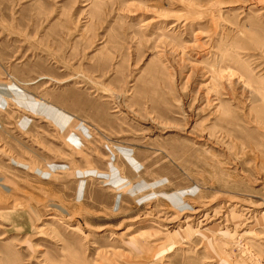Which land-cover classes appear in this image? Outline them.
<instances>
[{"label":"rangeland","instance_id":"obj_1","mask_svg":"<svg viewBox=\"0 0 264 264\" xmlns=\"http://www.w3.org/2000/svg\"><path fill=\"white\" fill-rule=\"evenodd\" d=\"M0 264H264V0H0Z\"/></svg>","mask_w":264,"mask_h":264},{"label":"bare ground","instance_id":"obj_2","mask_svg":"<svg viewBox=\"0 0 264 264\" xmlns=\"http://www.w3.org/2000/svg\"><path fill=\"white\" fill-rule=\"evenodd\" d=\"M33 106V105H32ZM35 107L37 108V106L35 105ZM55 111V110H54ZM47 114H48V112H46ZM59 114V113H58ZM57 115V114H56ZM58 117H60V116H58ZM53 118V117H52ZM185 209H190V207H185Z\"/></svg>","mask_w":264,"mask_h":264}]
</instances>
